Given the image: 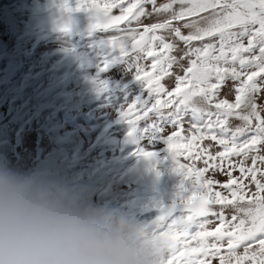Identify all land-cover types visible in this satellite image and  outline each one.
<instances>
[{"label": "snow or ice", "instance_id": "obj_1", "mask_svg": "<svg viewBox=\"0 0 264 264\" xmlns=\"http://www.w3.org/2000/svg\"><path fill=\"white\" fill-rule=\"evenodd\" d=\"M59 7L63 33L81 11L89 36L118 33L98 39V73L120 64L139 83L141 95L120 113L128 137L166 145L181 178L151 221L174 257L167 264H264V0H61ZM165 77L174 80L171 90ZM169 125L176 130L164 136ZM140 155L156 157L144 148Z\"/></svg>", "mask_w": 264, "mask_h": 264}, {"label": "rangeland", "instance_id": "obj_2", "mask_svg": "<svg viewBox=\"0 0 264 264\" xmlns=\"http://www.w3.org/2000/svg\"><path fill=\"white\" fill-rule=\"evenodd\" d=\"M60 2L0 0V159L23 171L40 169L61 178L93 201L151 224L162 214L158 205L173 200L181 178L165 158L166 145L150 147L146 139L138 136L133 143L128 137L120 113L141 95L139 83L120 64L98 73V39L118 33L89 36L83 11L72 14L69 33L61 32ZM112 14L120 13L114 9ZM140 63L151 71L150 59ZM97 79L106 82L103 91L94 84ZM161 83L169 90L174 87L167 77ZM230 87L231 82L224 92L232 99ZM175 130L169 125L163 135ZM141 148L154 151L155 159H145ZM180 161L193 163L182 156ZM173 258L169 254L168 260Z\"/></svg>", "mask_w": 264, "mask_h": 264}, {"label": "clouds", "instance_id": "obj_3", "mask_svg": "<svg viewBox=\"0 0 264 264\" xmlns=\"http://www.w3.org/2000/svg\"><path fill=\"white\" fill-rule=\"evenodd\" d=\"M169 254L150 223L0 159V264H167Z\"/></svg>", "mask_w": 264, "mask_h": 264}]
</instances>
